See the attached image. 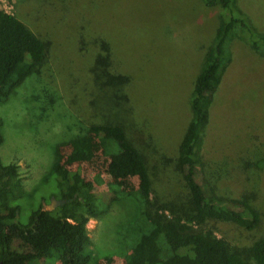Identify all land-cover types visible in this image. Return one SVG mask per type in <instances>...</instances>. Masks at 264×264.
Here are the masks:
<instances>
[{
    "label": "rangeland",
    "instance_id": "obj_1",
    "mask_svg": "<svg viewBox=\"0 0 264 264\" xmlns=\"http://www.w3.org/2000/svg\"><path fill=\"white\" fill-rule=\"evenodd\" d=\"M234 6L264 33V0H234ZM0 9L49 44L39 81L27 80L0 104V160L18 166L25 191L20 222L38 204L60 201L50 174L55 149L64 154L62 142L99 122L124 128L146 162L154 199L174 210L185 207L173 162L189 120L192 83L217 26V7L201 0H0ZM232 44L233 61L214 95L201 147L207 179L223 197H235L223 174L230 161L245 168L240 156L252 136L264 142V59ZM104 164L96 153L76 167L91 179ZM247 167L253 204L264 208V174ZM137 213L133 195L125 194L89 220L93 253L122 264L123 228Z\"/></svg>",
    "mask_w": 264,
    "mask_h": 264
},
{
    "label": "trees",
    "instance_id": "obj_2",
    "mask_svg": "<svg viewBox=\"0 0 264 264\" xmlns=\"http://www.w3.org/2000/svg\"><path fill=\"white\" fill-rule=\"evenodd\" d=\"M201 1L217 7L218 21L192 83L189 120L173 162L186 206L174 210L152 197L146 162L121 125L93 123L61 143L64 154L55 149L50 174L53 196L61 203L51 210L38 204L24 223L19 219L25 191L18 166L0 160V264H108V257L93 253L86 223L99 219L125 194L133 195L138 213L123 228L127 252L122 264H264V208L253 204L255 192L244 173L249 166L264 174V142L253 135L240 156L245 168L232 160L224 171L235 197L214 191L201 161L213 98L233 61L232 43L246 45L264 59V33L235 8L234 0ZM48 47L0 9V104L27 80L39 81ZM2 125L0 118V130ZM96 153L105 164L88 179L76 166L91 162Z\"/></svg>",
    "mask_w": 264,
    "mask_h": 264
},
{
    "label": "water",
    "instance_id": "obj_3",
    "mask_svg": "<svg viewBox=\"0 0 264 264\" xmlns=\"http://www.w3.org/2000/svg\"><path fill=\"white\" fill-rule=\"evenodd\" d=\"M61 201H55L53 198L49 202V205H43V207L47 210H51L54 206L59 205Z\"/></svg>",
    "mask_w": 264,
    "mask_h": 264
},
{
    "label": "flooded vegetation",
    "instance_id": "obj_4",
    "mask_svg": "<svg viewBox=\"0 0 264 264\" xmlns=\"http://www.w3.org/2000/svg\"><path fill=\"white\" fill-rule=\"evenodd\" d=\"M45 209V208H44ZM47 210V209H46Z\"/></svg>",
    "mask_w": 264,
    "mask_h": 264
}]
</instances>
